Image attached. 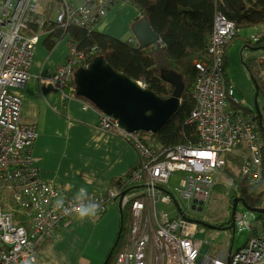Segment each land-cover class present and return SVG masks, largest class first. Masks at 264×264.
Segmentation results:
<instances>
[{"label": "built area", "instance_id": "obj_1", "mask_svg": "<svg viewBox=\"0 0 264 264\" xmlns=\"http://www.w3.org/2000/svg\"><path fill=\"white\" fill-rule=\"evenodd\" d=\"M43 1L0 0V264H38L36 249L41 241L56 240L59 229L79 213L81 205L76 196L41 178L29 151L37 137L36 126L21 120L22 99L15 92L31 77L41 33L31 26L45 24ZM112 2L59 0L54 21L60 27L77 26L91 32ZM238 32L233 21L217 12L207 52L193 61L196 73L189 94L195 104L187 123L193 124L199 135L195 144L158 149L149 138L152 132L145 138L141 131H129L116 117L78 98L83 109L98 113L101 130L126 139L139 154L138 163L103 197L83 200L84 204L98 202L101 210L109 201L121 202L122 213L127 210L129 214L127 229L109 264H264V233L235 251L219 256L202 254L197 234L204 226L187 213L203 211L215 185V172L227 163L226 154L243 155L242 178L251 186H264L263 136L256 130L258 122L240 107L234 99L235 89L225 78V46ZM263 38L264 27L256 26L250 39L259 42ZM94 53L79 51L77 43L72 44L67 60L41 82L70 97L65 90L72 76L77 69L88 67ZM140 83L148 88L144 81ZM172 176L179 178L175 192L168 187ZM178 197L186 202L185 210ZM57 200L63 201V208L56 207ZM159 203L172 205L175 214H160ZM242 218L236 213L235 221Z\"/></svg>", "mask_w": 264, "mask_h": 264}, {"label": "crops", "instance_id": "obj_2", "mask_svg": "<svg viewBox=\"0 0 264 264\" xmlns=\"http://www.w3.org/2000/svg\"><path fill=\"white\" fill-rule=\"evenodd\" d=\"M82 1L73 0L76 3ZM138 18L139 10L133 4L120 1L109 8L94 31L122 40H134L136 38L131 29ZM54 19L53 16V21ZM39 31L41 33L33 55L30 80L24 88L15 89L22 99L21 120L34 124L37 130V137L29 151L35 159L41 178L73 196H77L79 189L83 187L86 189L84 200L91 202L92 198L103 197L120 178L126 176L138 163L139 154L136 147L126 139L99 128L98 113L92 109H83L76 89L73 93L70 86L66 88L65 91L70 96L67 98L60 89L41 82L42 77L53 75L56 67L67 60L72 44L77 41L70 33H66L50 48L47 45L50 33L40 28ZM260 46L262 48L258 51H263H260L258 57L259 62H262L264 42ZM112 203L107 202L104 210L97 209L94 215L83 219H80L79 213H74L72 220L59 229L56 240H43L36 249V257L38 251L47 248L51 255L55 251L57 260L62 264H91L90 259H84L76 251V239L82 234L78 227L82 222L95 218L99 220L97 229L100 232H107L109 228L114 236L119 227L120 214ZM120 213L122 220L121 210ZM262 221L263 219H255L251 224V229L256 234L264 233ZM106 222H110V226ZM89 228L92 229L90 233L96 231L93 226ZM92 239L91 237L88 245H93ZM96 246H100V243ZM210 250L211 247H208L202 254H208ZM103 251L105 253L103 259H100L101 264L106 258L107 248Z\"/></svg>", "mask_w": 264, "mask_h": 264}, {"label": "trees", "instance_id": "obj_3", "mask_svg": "<svg viewBox=\"0 0 264 264\" xmlns=\"http://www.w3.org/2000/svg\"><path fill=\"white\" fill-rule=\"evenodd\" d=\"M57 1L44 0L45 24L42 27L31 26L36 32L40 28L50 33L47 40L48 47H53L64 34L70 33L74 40L77 41L79 51L90 54L95 50L90 60L96 56H104L114 69L122 71L136 80L144 81L148 88L166 98L172 96L174 85L163 78V72L171 70L183 78L185 88L182 94L181 107L178 112L157 132L153 133L152 136L149 137L148 132H141L145 138L149 137L154 140L158 149L173 147L178 144L192 145L199 140L195 126L187 123L195 104L192 96L189 94V90L196 73L193 61L207 52L214 30L216 13L221 12L224 14L239 29L238 35L225 46V76L227 75L226 63L229 48L240 37L241 29L243 27H264V0H113L112 6L120 1L133 4L139 10L138 20L147 16L154 30L160 35L161 43L140 48L136 39L132 41L122 40L98 31L89 32L77 26H70L68 28L60 27L53 21ZM242 42L246 45V48L248 46L258 47L264 42V38L259 42H253L250 38L247 41L246 39L245 41L242 40ZM250 61L253 62V65L249 66L250 71L260 87L258 97H262L263 99L262 103H259L262 122H260L254 105L249 106V108L246 107L245 110L257 120L256 130L261 137L263 136V146L260 148L263 166L264 58H262V62H259L258 57L255 59L251 58ZM227 85H231L229 81ZM70 88L75 93L73 76L70 82ZM226 159L227 163L225 167L219 170H223L229 180L235 185L228 192L229 199H231L229 211H232L233 201L237 197L243 198L249 207L264 208V192L259 187H264L263 184L251 186L246 179L242 178L241 170L245 162L243 155L229 153L226 154ZM236 169H238V172ZM261 182L264 183V172ZM118 183L119 180L116 184ZM216 186H219L217 181H215L214 187ZM230 212L228 215L229 218H231ZM128 215V212L124 210L120 223V229H122L120 237L124 235L127 229ZM262 218V214L259 213L257 219L261 220ZM230 228L233 227L231 226ZM250 230L251 233L248 240L258 235L253 228ZM117 247L113 256H115ZM113 256L111 260H113Z\"/></svg>", "mask_w": 264, "mask_h": 264}, {"label": "rangeland", "instance_id": "obj_4", "mask_svg": "<svg viewBox=\"0 0 264 264\" xmlns=\"http://www.w3.org/2000/svg\"><path fill=\"white\" fill-rule=\"evenodd\" d=\"M69 1H73V0H69ZM57 2H59V0ZM43 10L44 8H42L41 13L45 20V13ZM53 16L54 18H56V12H54ZM251 28L253 27H243L241 29L240 37H238L237 40L229 48L228 59L226 63L227 75L225 76V78L227 82L229 81V83L235 89L234 99L237 102H240L241 103L240 107L244 109H246V107L249 108L250 105H254V99L256 93L255 79L252 76L249 67L250 65H253V62L250 61V59L251 58L255 59L256 57L260 56V51L261 52L263 51V50H259V51L253 50L250 47L246 48V45L242 42V40L245 41L246 38H249L253 34L254 30ZM258 100L259 103H262L263 101L262 97H258ZM236 171L238 172V169H236ZM215 179L219 184V186L214 187V189L212 190L209 201L206 202L203 211L194 212V210L192 209L187 213L191 216H194L196 221L197 220L205 221L201 219V217L209 221L210 228L202 227L203 232H199L197 234L198 235L197 239L202 241L203 248L205 247V245H208L206 246L207 249L208 247H211L210 250L211 255L219 256L220 254H223V252L227 253L230 250L235 251L246 243L251 233L250 230L251 228L250 226L246 225V222L249 225L251 224L253 225L255 219L259 217V213L247 209V207L244 204L240 203L237 211L241 213L243 218L240 220H236L233 228H230L232 224L229 227L222 226L224 224H227L231 220V218L228 217L231 206V199H229L228 192L231 189H233L235 185L233 184V182H231V180H229V178L226 176L223 170H217L215 172ZM178 184H179V178L176 176H172L170 184L168 185L169 190L175 192L174 188ZM259 187L264 192L263 187L262 186ZM178 199L183 209L185 210L187 207L186 202L183 199H180L179 197ZM93 202L98 205L97 209L100 210L101 205L98 202L95 201ZM111 202L112 201H109V203ZM112 204L117 207L118 212L120 214V219H119V227H120L121 213H120L119 205L117 202L115 203L113 202ZM158 209L160 214L165 211L175 214L172 205H163L159 203ZM125 212H127V210H125ZM262 216H263L262 222L264 223V214H262ZM106 223L108 226H110V222H106ZM98 225H99V220L95 218L91 221L82 222L78 227V230H80L82 234L79 237H77L75 242L76 251H79L80 255H82L84 259H90L91 264H101L102 260L100 262V259H103L102 256L105 253L103 250L107 248V255H108L109 249L112 248L117 238V235L119 234V227L117 228V231L114 234V236H112L109 228H107V232L106 230L105 231L102 230L100 232V230L97 229ZM90 226L95 227L96 231L90 233V230L92 231V229L89 228ZM91 237L93 238L92 239L93 245L91 244L88 245L87 243L90 242ZM98 243H100V246H96ZM69 250H71V248ZM52 255L50 250L47 248L38 251L37 263L62 264L57 260L55 256V251H53ZM82 264L85 263L83 262Z\"/></svg>", "mask_w": 264, "mask_h": 264}, {"label": "water", "instance_id": "obj_5", "mask_svg": "<svg viewBox=\"0 0 264 264\" xmlns=\"http://www.w3.org/2000/svg\"><path fill=\"white\" fill-rule=\"evenodd\" d=\"M132 33L139 43L140 48L161 43L160 35L154 30L147 16L133 23ZM253 50L261 46L250 47ZM163 78L174 85V91L169 98L162 97L150 88H143L139 80H136L122 71L116 70L104 58L96 56L88 67L76 70L74 83L76 94L91 102L99 110L116 117L121 125L132 132H157L165 125L180 109L182 94L185 88L183 78L174 71L163 72ZM256 93L254 107L262 122V114L258 102L260 87L255 80ZM262 124V123H261ZM129 190L123 192L125 195ZM239 202L247 209L264 214V208H252L246 204L243 198H235L231 211L232 227L235 224V215ZM120 210L121 202L119 203ZM204 227L210 228V223L197 220ZM122 229L119 230L114 242L103 264H109L116 246L118 245ZM205 245L202 252L206 249Z\"/></svg>", "mask_w": 264, "mask_h": 264}, {"label": "clouds", "instance_id": "obj_6", "mask_svg": "<svg viewBox=\"0 0 264 264\" xmlns=\"http://www.w3.org/2000/svg\"><path fill=\"white\" fill-rule=\"evenodd\" d=\"M85 196H86V189L82 187L79 189V193L76 196V199L81 201V205L79 208L80 219H83L85 216L94 215L96 213L97 208H98V205L95 203L84 204L83 200H84ZM56 207L58 209L63 208V201L57 200L56 201ZM65 211H67V209H65ZM230 251H232V250H230Z\"/></svg>", "mask_w": 264, "mask_h": 264}, {"label": "flooded vegetation", "instance_id": "obj_7", "mask_svg": "<svg viewBox=\"0 0 264 264\" xmlns=\"http://www.w3.org/2000/svg\"><path fill=\"white\" fill-rule=\"evenodd\" d=\"M239 198H241V197H239ZM240 203H242V202H239V204H240ZM239 204H238V205H239ZM201 219H203V220H205V221H206V222H205V221H203V222H205V223H208V224H209V221H207V220H206V219H204L203 217H201ZM231 223H232V220H231V222L229 221L227 224H224V225H222V226H227V227H229V226H231ZM203 226H204V225H203ZM218 226H219V225H218Z\"/></svg>", "mask_w": 264, "mask_h": 264}, {"label": "bare ground", "instance_id": "obj_8", "mask_svg": "<svg viewBox=\"0 0 264 264\" xmlns=\"http://www.w3.org/2000/svg\"><path fill=\"white\" fill-rule=\"evenodd\" d=\"M83 106V105H82ZM93 110V109H92Z\"/></svg>", "mask_w": 264, "mask_h": 264}]
</instances>
